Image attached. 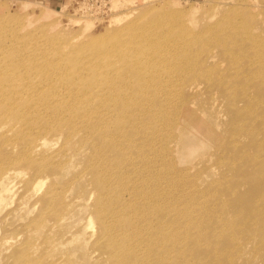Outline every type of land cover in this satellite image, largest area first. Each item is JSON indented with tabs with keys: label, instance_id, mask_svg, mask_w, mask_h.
<instances>
[{
	"label": "rangeland",
	"instance_id": "1",
	"mask_svg": "<svg viewBox=\"0 0 264 264\" xmlns=\"http://www.w3.org/2000/svg\"><path fill=\"white\" fill-rule=\"evenodd\" d=\"M2 1H9L7 2L9 3L8 6ZM22 1L0 0V17L2 15L10 16L12 12L14 14L11 15L15 16L16 14L15 17H7L6 20L9 24L12 23L13 18L36 20L40 15L39 12L50 7L60 11L52 17V20L59 24L58 28L55 29L56 32L52 35L62 30L67 34L84 33L83 36L86 35L87 38L95 37L115 30L126 22L139 24L141 20L148 21L160 17L165 22L166 20L161 14L167 12L171 14L167 17L170 21H166L164 26L165 28L172 26L170 33L174 35L178 33L179 35L184 27L193 32H205L199 43L195 45L192 62L194 65L203 66L195 72L203 71L199 72L196 77H193L195 72L193 74L189 72L187 77L182 76V80L188 82L182 86L171 85L173 81L181 80V78L163 73L161 74L163 76L161 81L158 82L156 79L152 88L155 95L149 94L153 102L147 107V110L152 111V115L156 116L154 122L159 129L157 133L159 138L155 139L156 144L152 150L167 156L169 161L164 164L162 162L157 163L155 160L152 166L140 160L136 163V170L131 167L130 177L133 178L138 172L141 183L138 188H134L133 203L135 210L128 207L125 213H134L135 221L133 223L135 225V222H147L144 217H152L150 214L160 208L150 220L152 227L150 235L144 238V233L141 234L136 248L139 251H145L144 240H163L161 243L154 244L156 247L153 249L152 258L149 259V262L153 264H264V211L259 212L255 208L251 210L246 204L249 192L264 185V100L261 96L263 86L260 83L264 79L262 77L264 73L255 71L258 75L251 79L254 82L251 87H237L235 84L243 81L242 71L230 67L232 82L223 79L227 86L221 91H217L215 88L212 89V82L219 78L218 76L231 75L225 69L228 65L230 66V63L226 59L218 57L217 53H220L218 47L214 49L216 53L214 60H217V63H212L207 52H202L207 47L217 46L209 40L208 27L216 25L219 20L224 19L225 15L232 16V20L236 18L237 21L253 16L251 18L252 23L259 25L255 32L261 34L262 40H264V0H135L133 3L123 2V0H66L55 7L36 0H28L36 3L27 9H25L26 7L23 8L26 4ZM160 1L162 2L160 3ZM33 6L37 7L34 8ZM40 6H44L42 7L44 9ZM6 9L8 10L6 11ZM175 16L183 20L175 21ZM2 20L3 18L0 22ZM171 20L174 21V24ZM51 21H46L45 24L42 21H36L33 27L43 28V24L48 25ZM46 37L47 35H38L33 42L45 41ZM168 39L173 41L175 36H169ZM180 39L181 36H178L175 41ZM236 42L245 43L244 40L240 39H236ZM3 45L4 43L0 42V47ZM142 47L143 50L136 49L151 53L152 48L149 46ZM257 47H251L249 57L253 59L252 62H263L264 42L263 45H257ZM13 55V53H0V72L9 68L6 64ZM51 58H55L53 54H51ZM68 64L72 65L70 62ZM117 67L118 64L114 66L115 69ZM161 68L171 72L165 65L129 62L121 67L123 75L126 76L122 81L129 82L132 90L137 92L139 88L143 87V80L153 77H145L148 74L146 70L148 72L156 70V73L153 74L155 75L161 73ZM174 68H176L175 64L173 70ZM15 70L18 69L12 68L9 71L13 74L14 79L23 81L40 79L38 70H34V74H31L29 78H25L23 71ZM211 72L214 74L211 75ZM87 81L89 79L78 80L76 84L83 85ZM92 82L88 88L95 86V81L92 80ZM161 84L170 87L173 93L160 95L157 92V87ZM57 90L59 91L51 93L52 98L63 97L68 94L62 87ZM180 90L182 98L177 102H172L170 98L173 95L176 96ZM245 90L248 91L245 93ZM40 91L49 94L53 90L49 85H46ZM121 91V88L117 89L115 96H118ZM24 93H20L19 99L26 96ZM74 93L81 97L82 92ZM98 94H100L98 89H93L88 93V96L96 95L91 100L94 105L98 103ZM224 94L230 96L232 94V98L238 102L236 104L237 110H242L244 113L243 122L238 124V129L234 130L232 124V132L226 125ZM168 96L169 99H167ZM111 98L113 97L108 99ZM136 102H143L140 94H135L133 101L124 107L128 108ZM103 110L107 112L106 114L113 113L105 105ZM166 113L169 114V117L162 125L161 117ZM126 114L130 116L131 112L128 111ZM255 132L256 137L251 135ZM139 138L141 139L134 141L137 142V144L134 143L135 146L149 143L142 139L144 133L141 132ZM56 139L55 136H48V140H51L52 143H55V147H58ZM58 143L60 144L61 141ZM99 144L113 149L111 142L101 141ZM77 148L81 149L82 153H90L89 149H82L80 145ZM150 148L151 146H145L143 151L149 152ZM136 152L140 153L141 151L136 150ZM128 155L133 159L136 153L131 150ZM80 157L76 155L72 164L69 163L62 173L59 172L58 176L61 183L73 184V176L80 169H83V165L88 161L82 162ZM8 167L17 166L10 165ZM68 168H71L72 172H68ZM107 174L106 169L94 173V176L89 171V175L92 177L85 174L78 181L81 189L77 191L67 190L63 193V200L70 203V206L68 210H65L66 216L63 218L60 227L57 228L54 227V221L40 226L35 224L38 218L36 216L41 208L39 205L40 197L45 193L47 183L37 194H33L30 188L27 194L22 188V183L11 181L8 184L9 190L4 192L6 199L1 206L0 238L7 236L19 241L29 238L27 243L32 242L31 253L34 257H38L42 253L44 245L47 243L43 245V242L48 239L49 243H52V247L49 246L45 251L54 260L65 259L68 264L70 262L71 264L74 262H76L75 264H108L110 262L107 253L108 247L96 243L97 240H100V226L96 214L95 219H93L96 208L94 195L97 193L98 177ZM155 175L162 177L160 180L163 184L160 185V188L153 187L151 194L154 191L155 193L148 196L150 190L144 184L151 182L156 177ZM166 175H169L168 179H163ZM36 179L37 177L34 181ZM43 179L47 180L46 178ZM165 184H168L169 188ZM178 184L180 187L188 188L189 193L176 194L175 185ZM229 184L232 186V200L226 191ZM160 191L163 194H160ZM234 191L239 194L234 196ZM125 196L129 198L127 194ZM259 199L260 203L264 204V196H258ZM129 205L132 206V201ZM139 213H142L141 219H139ZM91 214L92 218L90 217ZM104 215L108 216L109 214L105 213ZM91 219L95 222L94 228L89 226ZM130 222L132 221L127 215L119 214L116 217V224H121L124 231L136 230L139 232L142 226L133 225L134 228H131ZM28 224H32L34 227L27 228ZM17 248L18 245L2 246L0 264H6ZM70 253L74 254L75 261ZM4 257L6 262L3 260ZM48 258L50 259V256ZM144 258L139 253L135 254L131 260H134L135 264H143Z\"/></svg>",
	"mask_w": 264,
	"mask_h": 264
},
{
	"label": "bare ground",
	"instance_id": "2",
	"mask_svg": "<svg viewBox=\"0 0 264 264\" xmlns=\"http://www.w3.org/2000/svg\"><path fill=\"white\" fill-rule=\"evenodd\" d=\"M124 1L133 3L135 0ZM4 2L2 1V3ZM22 2L26 4L23 6V8L26 7L25 9L36 3L28 0ZM8 4L6 5L8 6ZM33 7L31 8L33 9ZM58 12L60 11L47 7L39 12L40 15L36 20L32 18V20L14 19L13 17L16 14L13 16L11 15L14 14L13 12H8L11 14L7 17L13 16V20L10 18L13 24H9L6 20L7 17L4 15L0 17V20L3 18L0 22V42L4 43L0 47V53L14 54L7 61L6 66H9V68L0 72V212L6 199L4 192L9 190L8 184L11 181L22 183V188L27 194L29 188L33 194H37L47 183V189L40 197L39 205L41 208L36 216L38 218L35 224L40 226L54 221V227H60L63 218L66 216L65 210H68L70 206V203L63 200V193L67 190L77 191L81 189L78 181L82 175H89V171L93 175L106 169L108 174L98 177L99 184L97 193L94 195L96 208L93 219H95L96 214L100 226V240H97L96 243L108 247L107 253L111 264H135L131 258L139 253L145 257L143 264H146L152 258L153 249L156 247L154 244L161 243L163 240H144L145 251H139L136 249L138 238L143 233L144 238L150 235L152 229L150 220L158 213L160 208L155 211L156 213L154 212L155 214H150L152 217H144L147 222H135V225L142 226L139 232L136 230L124 231L121 224H116V217L119 214L127 215L132 221L130 222L131 228H134V213L127 214L125 210L128 207L135 210L133 203L134 188H138L141 182L138 172L133 178L130 177L131 167L136 170V163L140 160L152 166L155 160L157 163L162 162L164 164L169 161L167 156L161 155L159 151L152 150L156 144L155 139L159 138L157 135L159 129L154 122L156 116L152 115V111L147 110V107L153 102L149 94L155 95L152 89L156 83L155 81L156 79L158 82L161 81V78H163L161 74L167 73L170 74L169 76L181 78V80L173 81L171 85L178 84L182 86L184 83H188L182 80V76L187 77L189 72L193 74V72L203 67L198 64L194 65L192 62L195 45L199 43L205 32H193L184 27L179 35L178 33L175 35L170 33L172 26H169L170 28L164 26L166 21H170L167 17L171 14L167 12L161 14L166 20L165 22L160 19L161 17L148 21L140 19L139 24L126 22L115 30H110L95 37L87 38L86 35L83 36L84 33L67 34L62 30L52 35L59 25L52 20V17ZM174 18L175 21L183 20L178 16ZM251 18H241L237 21L236 18L232 20V16L225 15L224 19L219 20L216 25L208 27L209 40L217 46L207 47L202 52H207V56L212 59V63H217L218 61L214 60L216 57L214 49L218 47L220 53H217V55L230 63V66L228 65L225 69L231 73L230 76H218L219 78L214 79L215 81L211 85L212 89L215 88L217 91L224 89L227 84L223 79L232 82L231 68H236L242 71L243 74L241 75L243 81L235 84L237 87H251L254 84L251 79L258 75L255 71L264 73V61L252 62L253 59L249 57L251 47L256 48L257 45L261 46L264 42L262 40L263 36L255 32L259 25L252 23ZM36 21H42L44 24L46 21H51V23L48 25L43 24V28H36L33 27ZM171 22L174 24V21L171 20ZM38 35H47V37L45 41L33 42ZM169 36H175V40L178 36H181V39L170 41ZM236 39L244 40L245 43H238ZM142 46L152 48L151 53L136 49L143 50ZM51 54L55 57L54 59L51 58ZM69 62L72 65H69ZM129 62L165 65L171 72L161 68V73L153 75L156 70L154 72L146 70L148 74L145 77H153L143 80V87L134 92L129 82L122 81L126 76L123 75L121 67ZM116 64H118L117 69L114 68ZM174 64L176 68L173 70ZM12 68L18 69L15 71H23L25 78H29L31 74H34V70H38L40 79L36 81L14 79L13 74L9 72ZM202 71L195 72L193 77H196ZM213 74L214 72H211V75ZM128 76H131V74H128ZM262 77L264 78V74ZM82 79H89V81L83 85L76 84L78 80ZM92 80L95 81V86L88 88L93 83ZM260 83L263 86L261 96L264 100V79ZM46 85H49L53 90L49 94L40 91ZM61 87L68 94L63 97L52 98L51 93L58 92L57 89ZM120 88L122 91L118 96H115L117 89ZM93 89L100 91L98 103L95 105L91 100L96 95L88 96V93ZM170 91L171 88L165 84L157 87V92L160 95L172 94L173 91ZM21 92H25L26 96L19 99ZM74 92H82L81 97ZM135 94H140L143 102H136L128 108L124 107L133 101ZM224 96L226 125L232 132V124L234 130L238 129V124L243 122L244 113L242 110H237L236 104L238 102L232 98V94L231 96L224 94ZM109 97L113 98L108 99ZM169 98L168 96L167 99ZM180 98H182L181 90L178 91L176 96L173 95L170 100L177 102ZM130 99L131 101H129ZM104 105L113 113L106 114L107 112L103 110ZM128 111L131 112L130 116L126 114ZM168 117L169 114L167 113L162 115V125L165 124ZM141 132L144 133L142 139L149 143L135 146L137 142L134 141L141 139L139 138ZM49 135L57 138L56 145L58 147H55V143L48 140ZM251 135L256 137V132ZM101 141L111 142L113 149L106 148V145H100L99 142ZM78 145L82 149H89L90 153H82V150L77 148ZM145 146H151L149 152L143 151ZM6 147L9 150L5 149ZM135 149L143 153L136 152ZM131 150L136 153L133 159L128 155ZM75 154L82 157H80L82 162L84 160L88 161L83 165L84 168L73 176V184L65 185L60 182L58 174L60 171L62 173L69 163L72 164ZM10 165H16L17 167L10 168L8 167ZM77 166L79 167V165ZM67 170L72 172L71 168ZM36 177L37 179L34 181ZM168 177L169 175H166L163 179H168ZM161 178L156 176L151 182H145L144 186H148L150 190L148 196L155 193L154 191L151 194L153 187L160 188V185L163 184ZM165 185L169 188L168 184ZM175 186L176 194L189 193L188 188L180 187L179 184ZM226 188L232 200V186L229 184ZM159 193L163 194L161 191ZM125 194L129 198H126ZM238 194L237 191H234V196ZM248 195L246 199L247 206L251 210L255 208V210L263 212L264 204L260 203L261 198L258 200V196H264V185L257 187L256 190H251ZM131 201L132 206L129 205ZM141 208L143 207L141 206ZM105 213L109 215L106 216ZM90 217L92 218V214ZM141 218L142 213H139V219ZM93 219H91L89 226L94 228L95 222ZM1 226L2 222L0 220V229ZM32 227H34L32 224L27 225V228ZM61 230L64 229L61 228ZM13 239V237L7 236L0 238V249L5 245L9 247L18 245L14 255L12 253L7 262L5 257L3 258L6 264H68L65 259L57 261L47 254L45 249H48L49 246L52 247V243H49L48 239L44 240L43 245L47 243L38 257H34L31 253L32 242L27 243L29 238L22 241ZM70 254L73 258L74 254ZM48 256H50V259ZM148 264L153 263L149 262Z\"/></svg>",
	"mask_w": 264,
	"mask_h": 264
},
{
	"label": "crops",
	"instance_id": "3",
	"mask_svg": "<svg viewBox=\"0 0 264 264\" xmlns=\"http://www.w3.org/2000/svg\"><path fill=\"white\" fill-rule=\"evenodd\" d=\"M36 1L55 7V6H58L59 4H62L66 0H36Z\"/></svg>",
	"mask_w": 264,
	"mask_h": 264
}]
</instances>
